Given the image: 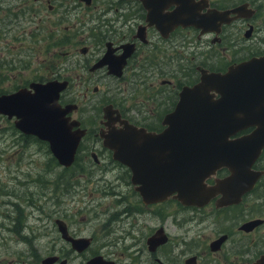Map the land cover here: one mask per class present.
<instances>
[{
    "label": "flooded vegetation",
    "instance_id": "1",
    "mask_svg": "<svg viewBox=\"0 0 264 264\" xmlns=\"http://www.w3.org/2000/svg\"><path fill=\"white\" fill-rule=\"evenodd\" d=\"M191 4L198 12L199 24L195 21L167 25V21L179 17L171 13L177 5L173 0H0V37L14 28L22 30L16 37L20 41L16 53L12 52L9 58L0 57V81L11 79L9 85L0 86V94L30 87L33 81L67 80L58 101L62 105L76 104L67 114L78 119L77 126L83 128L84 133L72 164L64 166L52 155L45 140L18 128L15 116L0 113L7 128L14 137L29 143H44L45 150L50 153L49 160L59 164L62 170L77 166L79 173H93L94 170L114 173V185L123 183L127 187H115L110 191L115 206L120 204L119 209L110 212L112 216L118 214L116 221H121L124 214L129 217L130 228H134L140 217L156 220L150 230L138 237L127 228L114 240H102L98 244V239L103 237L86 235L81 228H70L64 216L52 218L50 215L48 222L51 226L54 221L59 244L41 256L37 264H84L95 256H99L96 264H264L261 261L264 258V145L251 165L261 173L237 201L220 203V194H216L202 205L184 204L171 195L148 202L135 188L130 167L113 158L112 150L102 143L99 133L106 127L102 108L107 103L132 124L159 131L164 115L175 107L181 88L199 80L200 68L225 72L229 66L252 57L264 58V0H191ZM31 23L33 25L26 28ZM39 45H44L45 52L50 55L48 72L35 77L26 74L20 80L19 68L30 74L31 56ZM63 47H71V50L63 49L65 58L54 60L62 59L56 51ZM106 53L111 63L100 62ZM69 54L74 56L73 63L66 61ZM12 68L16 72L8 75ZM73 76L79 78L76 95L80 98L86 95L92 76L109 83L110 99L99 106L89 101L83 110L78 103L80 100L74 101L76 95L73 97L72 91H68ZM123 82H128L126 91L119 89ZM89 112L94 115L91 119L86 118ZM112 114L116 115V111ZM113 125L114 129L120 127L116 120ZM250 129L251 126L236 135ZM228 173L226 167H220L207 181L212 183L216 177ZM253 193L254 197H248ZM165 203L177 205L181 212L186 209L191 212L187 218L180 214L181 220L186 219L184 223H188L178 231L180 235L174 236L181 238L178 248L161 224L169 214L168 209L163 208ZM243 203L249 207V215H243ZM224 209L236 211L230 224L223 222L229 219L227 215L221 219L226 226L204 231L217 223L209 216ZM20 216L19 212L14 213L10 216V222L14 223L7 227L3 222L2 227L19 233ZM240 216L243 220L238 222ZM56 219L66 224L69 235L88 237V243L74 247L62 236ZM32 256L34 261L30 263L34 264L36 254ZM46 257L48 261L43 262Z\"/></svg>",
    "mask_w": 264,
    "mask_h": 264
},
{
    "label": "water",
    "instance_id": "2",
    "mask_svg": "<svg viewBox=\"0 0 264 264\" xmlns=\"http://www.w3.org/2000/svg\"><path fill=\"white\" fill-rule=\"evenodd\" d=\"M173 1L177 5L171 13L179 17L167 21V25L199 24L191 0ZM105 61L111 63L107 53L100 59ZM200 70L197 82L181 88L175 107L164 115L159 131L121 118L111 103L103 105L106 127L99 132L102 143L112 150L114 159L130 167L132 182L145 201L171 195L184 204L202 205L216 194H220V203L237 201L261 173L251 165L264 145V58L252 57L229 66L225 72ZM66 85L67 80L59 79L33 81L30 87L1 93L0 113L15 116L18 128L45 140L56 160L69 166L84 129L77 126L78 119L67 114L76 104L62 105L58 101ZM114 110L116 115L112 114ZM115 120L120 123L118 129H114ZM249 126V131L236 135ZM220 167H226L229 173L209 183L207 178ZM56 222L62 236L74 247L88 243V237H73L62 220ZM98 257L84 264H96ZM261 261L264 263V258Z\"/></svg>",
    "mask_w": 264,
    "mask_h": 264
},
{
    "label": "rangeland",
    "instance_id": "3",
    "mask_svg": "<svg viewBox=\"0 0 264 264\" xmlns=\"http://www.w3.org/2000/svg\"><path fill=\"white\" fill-rule=\"evenodd\" d=\"M32 25V23L27 24L26 28ZM21 32V29L14 28L0 37V57L5 55L9 58L12 52L16 53L20 42L16 37ZM67 48L71 50V47L58 49L56 52L61 55L62 59L54 58V60H63L65 58L63 49ZM188 49L191 50L189 47ZM184 51L187 53V49ZM31 60L30 74L19 68L20 80L26 74L35 77L48 72L51 58L45 52L44 45L35 48ZM66 61L73 63L74 56L69 54ZM15 72L16 70L12 68L11 72L7 73L9 75ZM78 80L79 78H74V76L71 78L68 91H72L73 97L77 94L79 83L76 84V82ZM89 80L86 95L82 98L76 95L77 98L74 99V101L80 100L78 103L83 110L89 101L99 106L111 96L108 91L110 85L107 81L92 76ZM10 82V78H5L0 81V86H7ZM127 83H120L119 89H125L128 86ZM95 85L96 90L93 89ZM93 117L94 115L89 112L86 118ZM6 124V120L0 116V264H31L30 262L34 261L33 254H36L34 264H37L41 256L49 253L53 246H58L56 225L54 221L51 222V226L48 222L50 215L52 218L64 216L70 228L75 230L81 228L86 235L91 234L95 238L103 237L98 239V244L102 240H114L123 235L124 230L130 228L129 217L123 214V219L118 222L116 221L118 214L110 215L115 208H120V204L115 206L112 200L111 188H127L123 183L114 185L116 182L113 181L114 173L104 174L97 170L93 173H79L77 166L67 171L62 170L59 164L53 161L51 163L50 153L45 150L44 143H29L22 138L14 137V133L7 128ZM110 181L113 183L109 184ZM248 197H254V193ZM241 206L244 207L243 215H249V207L244 203ZM163 208L168 209L169 214L161 224L175 240V248H178L181 238L174 236L180 235L178 231H182L183 224L188 223H184L186 219L181 220L180 214L187 218L191 212L189 209L181 212L182 210L177 205L171 203L163 204ZM16 212L21 214L17 227L20 230L19 233L7 228L14 223L10 222L12 220L10 216ZM235 212V210L228 209L214 211L209 217L216 219L217 223L213 228L204 231L210 232L226 226L227 223L223 222L229 221L230 224V221L235 218ZM6 214L12 215L7 216ZM227 215L229 219L222 222V217ZM209 217L207 218L211 220ZM140 219V222H135L134 228H130L137 237L142 232L150 230L156 222L153 218L142 220L143 218L140 217ZM242 220L243 216H240L238 222ZM3 222L7 227H2ZM120 240L125 241V238L120 237ZM121 244H126V242ZM93 246H96L95 243Z\"/></svg>",
    "mask_w": 264,
    "mask_h": 264
}]
</instances>
